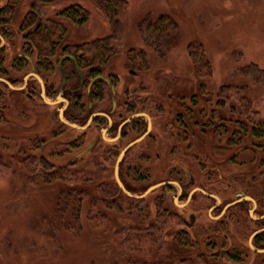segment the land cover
Listing matches in <instances>:
<instances>
[{"label": "rangeland", "instance_id": "obj_1", "mask_svg": "<svg viewBox=\"0 0 264 264\" xmlns=\"http://www.w3.org/2000/svg\"><path fill=\"white\" fill-rule=\"evenodd\" d=\"M6 1L0 0V7ZM124 1L127 5L116 18L121 27L119 40L108 42L114 51L109 56L111 59L106 63L107 66H102L104 77H116L118 102L123 100V89H129L131 95L137 94L135 96L146 99L150 116L153 117L151 121L162 126L173 121L178 113H197L199 116H193V119L202 123L210 121L211 118L216 133L211 135L213 161L210 166L216 167L223 178L231 171H240L244 186L249 187L248 181L251 180L252 187L253 177L258 178L261 173L264 175V165L260 168V173L256 172L259 169L258 160L264 164V137L255 142L252 135L256 130L259 134H264V84H257L248 77L240 76L237 70L251 65L264 70V0ZM9 4L12 5L13 1L10 0ZM32 5L33 0H18V7L15 6L13 15V32L22 19H27L28 24L25 25L30 26L29 29L50 25L47 23V20H50L60 26L51 42L58 41L64 43L63 45L67 43L69 49L85 45L82 50L93 47L92 42L112 34L108 20L93 0H53L52 5L43 9H33ZM71 6L81 7L86 11L88 19L85 24L77 26L57 16L61 10ZM161 15L171 17L176 25V33L166 40H156L155 36H150L154 31L144 24L140 25L148 18L155 20ZM26 27L24 26V29ZM19 38L21 35L17 37L14 32L12 42H17ZM188 44L202 46L203 55L211 69L209 77L202 76L203 71L195 75L187 53ZM136 57L142 58L139 59L142 64ZM132 58L135 61L128 62V59ZM129 69L138 74L129 73ZM28 70L29 67H26L24 72ZM54 82L57 85V80ZM242 85L246 86L248 91L235 89ZM81 96L85 108L92 111L93 103L92 108L88 109L89 98L86 99L85 91ZM188 96H195V100L191 102L193 107L186 106ZM243 96L247 98L246 101L242 100ZM6 102L11 108L6 112L3 131L0 132L4 139L1 143L5 145L0 151V156L3 157V163L0 165V264H83L87 254L95 253L87 251V248H90L88 242L82 245L76 243L65 253L58 252L55 247L48 251L51 249V242L41 235L43 225L36 215L39 210L47 209L51 205V197L40 191L43 189L44 180L40 174L48 176L55 172L72 173L73 177L65 179L67 183L87 180L89 185L92 184L95 188L96 205H111L114 196L111 185L113 163L106 161V155L103 153L107 151L100 150V146H97L75 159L74 166H70L68 161H72L95 137L97 132L94 127L86 131L87 138L81 142L82 132L61 124L56 114L51 112V107L37 105L34 108L21 96L17 99V104L14 99ZM108 103L109 99L101 102L98 108L105 107ZM243 113H247L248 117H242ZM220 123L225 125L223 128L228 131L227 135H221V130L216 129ZM239 124L244 128L239 127ZM158 127L161 128L155 126ZM238 130H241L242 134L237 132ZM154 136L157 137L156 133ZM150 137L146 140L149 161L145 166L153 175H159L175 165H182L187 170L200 169L194 162H180L168 157L167 152L172 146V141L165 135L158 136L157 139H153L152 135ZM74 140V145H69ZM33 141L38 144L37 150L33 149ZM137 152L138 148L132 151V154ZM155 152H159L160 160H156ZM57 153L59 156L54 155ZM41 154L54 167L66 163L69 166L54 170L53 166L50 167L40 160ZM61 154H64L63 157ZM9 158H13L18 165L14 175L7 169ZM228 160L231 165L225 164ZM222 161L226 166L220 167ZM201 164L204 168V161ZM219 173L213 171V178L219 176ZM106 187L110 188L107 189L110 191L108 194L105 192ZM153 195H149L144 201H150ZM126 204H123V209ZM136 206L139 218L142 219L139 226H154L162 234L160 239L165 241V244L162 243L163 250L159 251L161 259L169 255L176 264H187L189 261L194 264H258L260 260V255H254L247 247V240L254 225L249 224L247 215L242 211L230 209L225 221L234 217L239 220L237 225H228V231L221 233L211 222L214 219L209 217H216L217 213L214 215L208 212V205H188L184 209L174 205H162L168 211L171 210L170 214L166 215L169 219L158 215L157 205ZM190 214L196 217L194 224L189 223ZM132 215L131 217H135ZM170 215H173V218ZM143 218H146L144 223ZM49 222L50 220L46 221L47 224ZM49 229L52 230L51 226ZM223 234H227L229 238L234 235L235 239L225 242L222 239ZM116 241L111 239L113 247L109 249V253L114 256L116 264H124L121 256L123 252ZM145 244L146 241L134 244L140 249L138 257L146 256ZM227 248H235V255H239L243 261L234 263L227 257L217 256ZM110 261L114 264L113 257Z\"/></svg>", "mask_w": 264, "mask_h": 264}, {"label": "flooded vegetation", "instance_id": "obj_2", "mask_svg": "<svg viewBox=\"0 0 264 264\" xmlns=\"http://www.w3.org/2000/svg\"><path fill=\"white\" fill-rule=\"evenodd\" d=\"M9 1L7 0L0 7V132L3 131L6 112L11 108L10 104L12 103L9 101V104L6 101L14 99L17 104V99L20 96L29 101L34 108L37 105L51 107V112L56 114L57 120L68 127L70 126L65 122L82 127L90 116L94 115L93 120L85 129H76L82 132L81 142L87 138L86 131H89L91 127H94L97 132L95 137L68 163L73 166L76 162L75 159L78 158L76 156L80 152L84 151L81 155L83 156L97 146H100L98 147L100 150L107 151V153H103L106 155V161L113 163V183L111 185H113L114 196L111 205L125 203H127L126 205H157L158 215L165 216L167 219L169 217L166 215H169L171 210L168 211L162 205H174L180 209H184L188 205H208V212H212L214 215L217 213L216 217L210 215L209 217L214 219L211 222L221 233L228 231V225H237L239 218L234 217L225 221L230 209H237L247 215L250 225H254L247 240V247L254 255H260L258 264H264V175L261 173L258 178L253 177V186L250 187L252 181L249 180L248 187L244 186V180L240 179V171H231L224 179L216 167L210 166L213 161L210 145L211 135L216 133L211 118L210 121L198 122L193 119V116L197 117L199 114L191 111L189 114H176L173 121L165 126L152 122L153 117L150 116L146 99L135 96L137 94L131 95L129 89L126 88L121 93L122 102H118L116 77H112V75L104 77L102 71V66H107L106 63H109L110 57L104 60L99 59L97 64H91L80 58L82 50L79 46L69 49L67 43L63 45L64 43L61 44L58 41L49 43V49L40 52L34 40L37 27L34 29H29L30 26L26 27L27 19H22L18 23L14 32L17 37L21 35V38L17 42H12L14 32L11 28L15 21L13 15L16 11L15 6L18 7V0H12V5L9 4ZM27 29L29 30L27 31ZM135 59L138 61L142 58L136 57ZM133 61H135L133 58L128 59V62L133 63ZM138 62L142 64V60ZM26 67H29V70L24 72ZM129 73L138 74L130 69ZM54 80H57V85ZM84 91L86 99L89 98L88 109L92 108L93 103L92 111L87 110L81 102V93ZM107 99H109L108 105L98 108L100 103ZM194 100L195 96H188L186 106L193 107L191 102ZM20 115L19 113V118ZM133 116L135 117L126 122ZM157 125L161 128H155ZM223 126L225 125L220 123L216 129L221 130V135H227L228 131ZM239 127H243V125L239 124ZM237 132L242 134L241 130ZM154 133L157 137L165 135L168 140L172 141V146L167 152L168 157L180 162H194V165L200 169L187 170L182 165H175L156 176L149 172L145 166L149 161V148L146 140L151 138L150 135L153 139H157ZM252 135L255 142L262 139L258 136L260 134L257 130L253 131ZM142 136L144 138L141 141L130 146L123 153L117 167L118 180L132 195H141L152 186L164 184L144 197L136 199L125 195L118 187L115 179V165L120 154ZM76 140L69 145H74ZM2 141L4 139L0 133V151L5 146L1 143ZM37 145L34 143L33 147L32 144L33 149L37 150ZM136 148H138V152L132 154ZM54 155L59 156L58 153ZM63 155L61 154V157ZM154 155L156 160L161 159L159 152H155ZM40 160L50 167L53 166L54 170L69 166L66 163L67 165L54 167L43 154H41ZM203 161L204 168L201 164ZM259 161L257 173H260V168L264 165ZM225 162L222 161L220 167L230 164L231 161ZM213 171L219 173L215 179ZM149 195H153V197L150 201L145 202L144 200ZM170 216L173 218V215ZM195 220V215L190 214L189 223L194 224ZM233 237L235 236L233 235ZM233 237L229 238L227 234H223L222 239L227 242L229 239L234 240ZM235 252V248H227L217 256L219 258L227 257L234 263L242 262L243 260L239 255H235Z\"/></svg>", "mask_w": 264, "mask_h": 264}, {"label": "trees", "instance_id": "obj_3", "mask_svg": "<svg viewBox=\"0 0 264 264\" xmlns=\"http://www.w3.org/2000/svg\"><path fill=\"white\" fill-rule=\"evenodd\" d=\"M93 2L108 20L112 30L110 36L92 42L93 47L84 50L82 48L85 45L79 47L83 51L80 58H83L85 62L97 64L99 59H107L113 53V47L108 42L119 40L121 27L116 18L127 4L124 0H93ZM52 4L53 0H33L32 8L43 9ZM57 16L69 20L77 26L85 24L88 19L86 11L81 7L73 6L61 10ZM47 23L50 25H39L35 30L34 40L40 52L49 49L48 44L53 43L51 42L52 37L60 29V26L50 20H47ZM142 24L154 31L151 32L152 35L150 36H155L156 40L169 39L170 35L176 33V25L169 16L161 15L155 20L148 18L140 23V25ZM202 49L201 45L188 44L187 53L191 60L190 65L195 69V75L203 71L202 76L209 77L211 69ZM237 72L240 76L248 77L252 82L264 84V70L255 65L238 69ZM235 89L248 91L244 85L239 88L237 86ZM241 98L243 101L247 100L244 96ZM241 116L248 117L247 113H243ZM258 136L263 138L264 134ZM2 159L3 157L0 156V165L3 163ZM8 161L10 164L7 165V169L9 168V173L14 175L18 165L13 158H9ZM18 164L20 165V163ZM40 176L44 179L42 182L43 189L40 191L51 197L49 199L51 205L47 209L39 210L35 215L43 225V229L40 231L41 235L48 240L50 239L51 249L48 251L55 247L58 252L65 253L76 243L82 245L84 242H88L90 248H87V251H94L95 253L93 255L87 254L88 257H84L85 262L83 264H111L110 259L112 257L114 264H116L114 256L109 253V249L113 247L111 239H114V241L117 240L116 242L119 243L120 249L124 253L121 254L124 264H176L173 257L169 255L164 256L163 259L160 258L159 251L163 250V244H165V241L160 239L162 234L154 226H139L142 219L139 218V210L136 205H124V209L123 205H96L95 188L92 184L89 185V181L68 183L65 181L68 177L74 176L72 173L55 172L48 176L41 174ZM61 184H68V186L65 187ZM107 189L110 188L106 187V194L110 192ZM131 215L135 217H131ZM47 220H50L48 224L46 223ZM127 220H131L135 224H132L131 221L129 223ZM145 220L146 218H143V223ZM50 226L52 230L49 229ZM55 236H58L56 240L54 239ZM144 241H146V248L144 249L146 256L138 257L140 249L134 244H141ZM187 264L194 263L189 261Z\"/></svg>", "mask_w": 264, "mask_h": 264}, {"label": "water", "instance_id": "obj_4", "mask_svg": "<svg viewBox=\"0 0 264 264\" xmlns=\"http://www.w3.org/2000/svg\"><path fill=\"white\" fill-rule=\"evenodd\" d=\"M60 114H61V111H60ZM93 117H94V115H92V116H90V118L87 120V122H86V124L84 125V126H82V127H79V126H77V125H75L74 123H71V122H65L67 125H69L70 127H74V128H78V129H85L90 123H91V121L93 120ZM135 116H133V117H130L128 120H126V122H129L130 120H131V118H134ZM145 136V135H144ZM144 136H142L141 138H139V139H137L135 142H133L132 144H130L121 154H120V156H119V158H118V160L116 161V165H115V179H116V182H117V184H118V187L120 188V190L125 194V195H127V196H129V197H132V198H136V199H139V198H142V197H144L145 195H147L149 192H151L152 190H154L155 188H157V187H159V186H161V185H163L164 183H162V184H158V185H155V186H152V187H150V188H148L143 194H141V195H132V194H130L128 191H126L125 190V188L122 186V184L119 182V180H118V176H117V167H118V164H119V162H120V160H121V158H122V155H123V153L130 147V146H132V145H134V144H136V143H138L139 141H141L143 138H144ZM84 153V151H82V152H80L76 157H79V156H81L82 154ZM226 209V207L224 208V210ZM223 210V211H224Z\"/></svg>", "mask_w": 264, "mask_h": 264}]
</instances>
